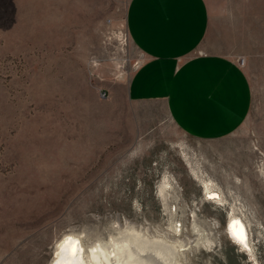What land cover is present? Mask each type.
Listing matches in <instances>:
<instances>
[{"label": "rangeland", "instance_id": "374dc122", "mask_svg": "<svg viewBox=\"0 0 264 264\" xmlns=\"http://www.w3.org/2000/svg\"><path fill=\"white\" fill-rule=\"evenodd\" d=\"M128 2L0 0V264H49L70 227L152 264H264V58L240 128L191 138L127 98ZM232 207L251 252L225 234Z\"/></svg>", "mask_w": 264, "mask_h": 264}, {"label": "crops", "instance_id": "0c3cea01", "mask_svg": "<svg viewBox=\"0 0 264 264\" xmlns=\"http://www.w3.org/2000/svg\"><path fill=\"white\" fill-rule=\"evenodd\" d=\"M126 31L142 54L127 98L144 117L164 113L206 141L230 137L248 118L250 70L264 58V0H129Z\"/></svg>", "mask_w": 264, "mask_h": 264}, {"label": "bare ground", "instance_id": "6f19581e", "mask_svg": "<svg viewBox=\"0 0 264 264\" xmlns=\"http://www.w3.org/2000/svg\"><path fill=\"white\" fill-rule=\"evenodd\" d=\"M262 174H264V172H262ZM202 184L204 188V193L208 199L214 196L215 198H212L210 200H214L219 203L223 202L224 198H222L219 193L212 190V181L202 179ZM228 215V221L226 222L224 229L225 234L235 244L239 245L243 250L251 252L250 238L248 235L249 233L247 232V227L243 219L238 214H236L235 209L233 207L231 208V211ZM234 220L240 221V223L243 225L247 237V249H245L244 246L230 234L228 226ZM237 228H239V225L237 226ZM68 236H71L73 240L80 241L77 247V251L74 255L71 252L70 245L68 246V249L63 253L60 252V249L58 247V245L61 244ZM127 238L120 241L115 238H111L108 243H102V241H99L97 244L86 245L82 233L79 232L75 227H70L69 229L64 230V233H62L61 237L55 241L53 246V256L49 264H56L57 260H61V264H152L154 258L142 256L140 252L134 248V246H136V243H132L130 240L131 238ZM138 243L141 244L140 240H138ZM153 245V247L158 245L156 246V248L162 247L159 246V242H154ZM80 249H83V251H80ZM156 254L158 255V253ZM158 257H160V255ZM155 262L156 263L154 264L161 263H157V261Z\"/></svg>", "mask_w": 264, "mask_h": 264}, {"label": "snow or ice", "instance_id": "6c2138e0", "mask_svg": "<svg viewBox=\"0 0 264 264\" xmlns=\"http://www.w3.org/2000/svg\"><path fill=\"white\" fill-rule=\"evenodd\" d=\"M215 198L210 197V199ZM239 225V228L237 226ZM229 231L230 234L238 240L239 243H241L245 249H247V237L243 228V225L240 223L238 220H234L229 224ZM80 241L79 240H73L71 236H68L61 244L58 245L60 252L63 253L68 249V246H71V252L74 255L77 251V247L79 245ZM80 251H83V249H80ZM59 255V253H58ZM56 264H61V260H57Z\"/></svg>", "mask_w": 264, "mask_h": 264}, {"label": "built area", "instance_id": "2783aa9c", "mask_svg": "<svg viewBox=\"0 0 264 264\" xmlns=\"http://www.w3.org/2000/svg\"><path fill=\"white\" fill-rule=\"evenodd\" d=\"M128 34L124 35L123 37L125 38ZM238 63L240 64V66H242L244 64V59L243 58H239L238 59Z\"/></svg>", "mask_w": 264, "mask_h": 264}]
</instances>
